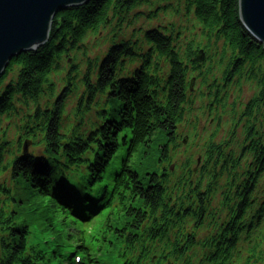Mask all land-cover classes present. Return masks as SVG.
Wrapping results in <instances>:
<instances>
[{
  "label": "trees",
  "instance_id": "16d2710c",
  "mask_svg": "<svg viewBox=\"0 0 264 264\" xmlns=\"http://www.w3.org/2000/svg\"><path fill=\"white\" fill-rule=\"evenodd\" d=\"M158 1V7L149 13L138 9L151 5V0H93L62 12L53 21L48 43L36 52L16 57L0 78V175L8 173L13 184H0V264L45 263L46 250L28 247L31 232L25 217L33 214L50 223V217L39 214L48 200L63 206H83L85 198L80 190L100 193L96 186L108 166L112 169L116 165L119 167L110 182L112 198L117 199L107 197L105 209L112 210L105 237L108 250L105 259L92 264H108L105 260L113 253L122 264H232L238 231L245 226L253 227V247L243 255L244 264H264V127L257 119L264 105V46L241 23L239 0H185V11L195 18L206 43L203 49L201 43L179 45L181 34H175L171 23L145 32L142 42L115 44L102 55L100 63L97 60L95 71L90 60L83 79L85 92L76 109V116L82 119L94 112L97 120L89 133L63 132L76 65L71 66L69 84L55 102L44 109L41 106L44 97L56 96L57 85L51 75L63 61H72V53L80 50L85 40L100 39L105 29L116 21L122 24L135 11V17L153 21L163 13H180L170 0ZM212 45L213 54L220 52L216 55L218 66L211 65L204 71V62L214 59L209 54ZM14 69L17 78L7 83ZM219 69L223 70V88L229 83L241 87L245 81L258 89L239 120L233 119L234 127L240 120L246 125L245 146L238 157H233L226 155L227 146L211 143L204 167L213 165L219 173L214 171L212 175L202 169L203 177L194 181L195 174L185 164L187 172L173 179V172L166 166L191 103L190 75L203 79L214 100L213 107L222 103L223 91L217 89V78L211 84L209 79ZM4 119H18L16 146L20 150L12 154L14 148L2 126ZM25 141L32 142L36 149L44 147L45 156H23ZM137 153L142 156L144 179L134 170ZM248 157L252 162L241 172V163ZM155 167L161 173L155 172ZM84 168L87 178L83 182L67 179V173L74 177ZM221 174H228V192L238 187L241 202L231 210L234 217L222 229L224 232L227 228L222 237L217 234L202 244V257L196 261L192 249L197 246V231L207 218L205 203H211L213 185ZM207 175L208 186L203 188ZM252 188L253 201L249 198ZM19 192L27 193V198H19ZM229 195L223 194L226 203L231 202ZM37 200L39 209L35 208ZM252 203L253 217L244 222L246 207ZM65 238L53 242L52 256L58 264H76L73 254L62 251L67 248ZM67 238L72 249L71 236Z\"/></svg>",
  "mask_w": 264,
  "mask_h": 264
},
{
  "label": "rangeland",
  "instance_id": "374dc122",
  "mask_svg": "<svg viewBox=\"0 0 264 264\" xmlns=\"http://www.w3.org/2000/svg\"><path fill=\"white\" fill-rule=\"evenodd\" d=\"M151 1V5L139 8L138 11L149 13L155 10L160 2L158 0ZM169 2H171L176 9L179 7V14H175L174 12L167 14L163 13L153 21L146 19L144 16L135 17L136 12L138 11L132 12L128 18H125V21L122 24H119V22L116 21L107 29H105L101 33L100 39L90 37L89 39L85 40L81 49L75 53H72V63L69 64L68 61H63V63L60 64V68L53 72L51 79L57 85L56 96L53 97L52 95H48L44 97L41 103L43 109L46 108V105L49 102L53 104L57 97L65 90L66 86L69 84L67 79H69L71 66L73 64L77 66V69L72 72V75H75V79L72 80L74 90L73 95L71 96V99L68 103V109L64 114L63 132L69 133L73 130H76L80 132V134L84 135L89 133L93 125L96 123L97 118L94 112L92 114L86 115L84 119H82L80 116H76L77 103L83 97L85 92L83 79L90 68V60L93 61L92 69L95 71L98 65L97 60H99L100 63L105 56L104 55L102 57V55L104 53L106 54V52L115 44H120V42L126 40L142 42L144 40L145 32L154 29H162L163 26H171V23H173L176 28L175 34H181V39L177 40L179 45L186 46L190 42H195L201 43V48H204L206 43L200 37L198 30L199 26H197L195 18L190 16L189 13L185 11L186 1L170 0ZM219 45L220 51L221 44ZM213 51H215V47L212 45L209 54L214 56V59L212 61L204 62V71H206L211 65L218 66V58H216V55L220 52H215L213 54ZM16 76L17 72L16 69H14V72L10 73L7 83H9L12 79H16ZM222 76L223 70L219 69L215 71V76H212L209 79V83L211 84L213 79L217 78V89L223 91L220 96L222 103L220 105H214L213 107H210L214 100L210 96L208 87L202 84L203 79H198V75H190V80L191 78L195 80L189 96V102L191 103L188 105L187 114L184 117L183 124L179 127L177 146L175 149L173 147L170 153L171 164L174 167L173 179L187 172L188 169H183L185 164H188L187 167L189 168V171H192L191 174H193L194 170L198 171L201 167H204L206 150L211 143L227 146L225 150L226 155H233V157H238L242 151V147L245 146L246 142L244 132L246 125L242 120H240L236 127H234L233 119L239 120V115L241 116L243 113L244 106L257 94L258 89L256 88L255 84L247 83L245 81L241 87H237L235 84L231 85V83H229L227 88H223L224 84L222 82ZM233 81H236V79L234 78ZM224 91L227 92L224 93ZM258 114L259 115L257 119L259 120L260 125L264 127V105L261 107V110ZM17 122L18 119H13L11 122H8L6 119L2 121V126L4 130L7 131V141L12 145L11 149L14 148V150H11V154L16 150H20V148L16 146V141L19 137L18 126H16ZM185 139L188 140L187 144L183 143ZM29 149L31 155L37 156L38 158L45 156L42 152L43 148L34 150L32 146H29ZM148 152H150V150ZM141 160L142 156L137 153L133 158V166L134 170L141 176V178L144 179L145 171L142 167L143 161ZM199 160L201 164L200 166H197ZM251 162L252 160L250 157L244 159L241 163L242 165L240 171L242 172L243 170H247V167ZM205 167L207 173H212V175L214 171L219 173V169H214L213 165ZM155 168V172L161 173L160 168ZM236 173L237 176L240 175L237 171ZM227 178L228 174L226 176L223 174L220 176L217 175V181H215L217 184L213 185V192L210 197L211 203H205L207 208V218L203 222L202 228L197 231V246L192 249L196 255V261L202 257V244H204L206 241L208 242L215 235L221 234L223 232L222 229L225 228L234 217V214L231 210H236L238 204L241 202V197L238 194V187L233 193H230L228 190H226L229 184V180ZM194 179H196L195 176ZM203 180H205L204 187H207L208 175ZM0 184L13 187L8 173L0 175ZM256 192L258 193V196H260L261 191L257 189ZM261 193L263 194L264 190H262ZM223 194H230L229 198L231 199V202L226 203ZM18 197L24 200L27 198V193L19 192ZM249 198L253 201V188L249 193ZM37 202L38 200L36 201L35 208L39 209ZM44 205L48 206L46 215H54L56 216V220L60 221V223L57 224L58 232L73 228L77 229L79 232H82L86 229L87 225L84 223H76L72 221L73 218L69 216V211L65 213V210L59 206L52 207L48 204ZM42 210H39V214L42 213ZM246 212L247 213L244 222H247L253 217V203L250 207H246ZM26 220L31 229L30 245L43 243L44 241L49 240L50 236L47 235L45 225H43V220L38 221L37 216L35 215L29 216ZM97 226L95 228L96 231ZM87 227L90 228L89 226ZM188 231L193 232L189 229ZM54 236L57 235L53 234V239L56 238ZM242 246H245V248H242L241 251H239L240 247ZM252 246L253 242L250 243V238H245V235L242 234L240 238V246L236 251H232L233 256L231 257L230 262L232 264H244L245 256L243 255L247 254ZM48 264H55V261Z\"/></svg>",
  "mask_w": 264,
  "mask_h": 264
},
{
  "label": "water",
  "instance_id": "95a60500",
  "mask_svg": "<svg viewBox=\"0 0 264 264\" xmlns=\"http://www.w3.org/2000/svg\"><path fill=\"white\" fill-rule=\"evenodd\" d=\"M91 1L0 0V78L16 57L48 43L53 21L60 13ZM239 6L241 23L264 46V0H239ZM28 148L26 144L25 154Z\"/></svg>",
  "mask_w": 264,
  "mask_h": 264
}]
</instances>
